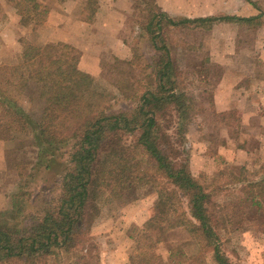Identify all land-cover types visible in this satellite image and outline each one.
<instances>
[{
    "label": "trees",
    "instance_id": "obj_1",
    "mask_svg": "<svg viewBox=\"0 0 264 264\" xmlns=\"http://www.w3.org/2000/svg\"><path fill=\"white\" fill-rule=\"evenodd\" d=\"M16 2L23 17H37L42 23L48 16L49 8L38 0ZM139 4L148 7L142 29L157 55L138 68L134 57L125 62L131 70L140 69L120 87L124 98L134 103L131 109L116 111L104 93L92 100L81 91L90 76L78 70L80 52L69 44L42 46L24 40L22 62L8 74L0 72V141L13 142L14 130H29L43 152L69 151L56 199L48 198L39 212L25 215L24 193L15 194L12 210L0 213V264H47L51 256L84 247L91 241L87 218L98 211L97 200L105 194L119 198L145 185L154 187L163 211L150 218L136 238L131 264H161L157 248L164 234L176 229L186 230L213 254L216 264H233L224 252L228 212L218 202L230 185L240 187L239 199L264 221V177L251 180L243 168L238 175L229 173L225 182L223 173L211 182L192 174L184 154L198 105L170 46L172 31L180 27L194 30L234 20L251 24L255 18H174L154 0ZM30 83L51 91L41 118L21 106ZM64 151L61 154H67Z\"/></svg>",
    "mask_w": 264,
    "mask_h": 264
},
{
    "label": "rangeland",
    "instance_id": "obj_2",
    "mask_svg": "<svg viewBox=\"0 0 264 264\" xmlns=\"http://www.w3.org/2000/svg\"><path fill=\"white\" fill-rule=\"evenodd\" d=\"M5 1L9 0H0V19L4 18ZM80 1L85 6L86 18H92L100 0ZM140 1L134 0L132 14L125 18L124 32L137 68L149 65L157 55L142 29L149 13ZM257 3L262 11V19L257 23L217 22L194 30L180 27L171 34L172 53L198 105L197 116L188 128L184 155L192 174L201 181L218 180L223 173L221 178L225 182L230 180L229 173L238 175L242 168L244 177L251 180L264 177V119L261 118L264 115V84H261L264 81V0ZM170 8L195 12H190L189 6ZM199 10L221 12L219 6H200ZM13 33L3 31L4 39H1L7 45L0 50L7 61L0 64V72L6 74L17 64L14 54H18V48L16 51L10 43ZM31 34L36 38L35 30ZM127 61L111 58L104 62L100 73L86 74L90 78L81 91L92 100H98L99 94L104 93L116 111L133 108L134 103L124 98L120 87L131 75H139L140 69L131 70ZM50 92L49 87L30 83L21 106L41 118ZM251 92L248 100L242 98L243 93ZM14 132L13 142L0 141V213L10 212L13 196L24 193V214H35L45 200L59 195V180L68 167L69 151L61 149L65 155L53 149L43 152L35 145L29 130ZM240 149H246L248 154ZM239 188L230 185L218 195V202L228 212V229L223 232L224 252L233 264H264V221L249 203L239 199ZM97 207L98 211L87 218L91 241L70 254L49 257L47 264H123L135 251V240L145 224L163 211V204L151 185L131 188L119 198L102 195ZM156 253L161 264H216L213 254L204 250L184 229L164 234Z\"/></svg>",
    "mask_w": 264,
    "mask_h": 264
},
{
    "label": "crops",
    "instance_id": "obj_3",
    "mask_svg": "<svg viewBox=\"0 0 264 264\" xmlns=\"http://www.w3.org/2000/svg\"><path fill=\"white\" fill-rule=\"evenodd\" d=\"M156 4L171 17L178 18H201V17H239L252 19L257 23L262 19V11L258 6V0H154ZM178 1L173 4L172 2ZM49 8L48 16L45 21L39 23L35 19H30L19 15L17 7L9 1H5L2 8L4 18L0 19V50L7 47L3 31H14V37L10 40L13 43L18 54H14V60L17 64L22 62L23 41L28 40L29 34L35 30L36 38L31 34L28 41L35 42L38 45L64 43L69 44L80 52L78 70L83 74L96 75L103 69L104 62L111 58L119 60H130L132 58V49L130 43L124 39L126 31V17L132 14L134 0H100L98 8L95 10L92 18H86L85 6L80 0H38ZM169 2V3H168ZM180 2V4H179ZM173 4V5H172ZM189 6L190 12H183L178 8L170 6ZM200 6L215 7L219 6L217 14L199 12ZM224 12V13H223ZM7 16H6V15ZM38 19V18H37ZM8 21V22H7ZM224 24H236L242 21H220ZM260 28V27H259ZM258 30V29H256ZM26 38V39H24ZM33 42V43H34ZM20 48V49H19ZM7 61V56H2L0 51V64ZM264 84V81L261 82ZM244 92H247L245 88ZM235 92V91H233ZM231 92V93H233ZM241 94V93H240ZM244 94V93H243ZM241 95L244 100L252 97L251 93ZM264 119V115L261 117ZM245 155L246 149H240ZM123 264H131L130 256L126 258Z\"/></svg>",
    "mask_w": 264,
    "mask_h": 264
}]
</instances>
